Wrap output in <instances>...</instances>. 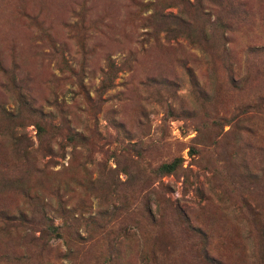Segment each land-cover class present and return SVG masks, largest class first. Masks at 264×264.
Here are the masks:
<instances>
[{
	"label": "rangeland",
	"instance_id": "rangeland-1",
	"mask_svg": "<svg viewBox=\"0 0 264 264\" xmlns=\"http://www.w3.org/2000/svg\"><path fill=\"white\" fill-rule=\"evenodd\" d=\"M0 264H264V0H0Z\"/></svg>",
	"mask_w": 264,
	"mask_h": 264
}]
</instances>
